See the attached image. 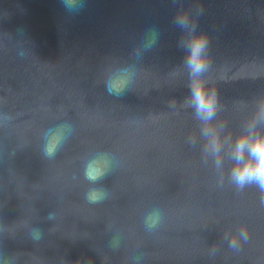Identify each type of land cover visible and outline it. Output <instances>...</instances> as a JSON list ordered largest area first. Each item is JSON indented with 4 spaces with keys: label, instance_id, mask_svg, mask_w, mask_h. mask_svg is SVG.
<instances>
[{
    "label": "water",
    "instance_id": "obj_1",
    "mask_svg": "<svg viewBox=\"0 0 264 264\" xmlns=\"http://www.w3.org/2000/svg\"><path fill=\"white\" fill-rule=\"evenodd\" d=\"M183 4L204 7L198 24L212 42L207 78L220 100L217 122L235 133L264 96V0ZM174 11L172 0H87L73 16L61 0H0V113L12 117L0 127V222L14 232L0 238V252L13 254L15 264H131L141 253L143 264H264L258 190L218 187L186 143L196 130L191 110L169 107L187 94ZM153 24L161 38L132 91L107 95L104 69L126 61ZM65 120L73 136L54 160H44L41 131ZM96 150L121 164L104 181L108 200L91 205L81 164ZM153 207L165 218L149 234L142 217ZM51 211L55 222L46 219ZM28 225L45 232L39 243L28 239ZM240 225L250 239L234 252L224 233ZM115 230L122 235L116 252L108 247Z\"/></svg>",
    "mask_w": 264,
    "mask_h": 264
},
{
    "label": "clouds",
    "instance_id": "obj_2",
    "mask_svg": "<svg viewBox=\"0 0 264 264\" xmlns=\"http://www.w3.org/2000/svg\"><path fill=\"white\" fill-rule=\"evenodd\" d=\"M69 15H78L87 6V0H61ZM174 14L172 26L179 31L177 48L183 52V61L179 66L186 76L187 94L178 101L173 97L169 107H181L191 110L196 130L187 137L190 150L198 151L200 163L210 169L217 180V186L230 184L238 193L246 188L255 187L259 192V205L264 208V96L255 98L251 110L242 121L237 132H225V125L217 122L221 109L219 96L209 86L207 78L212 67L211 37L199 29V18L204 7L197 4L195 10L186 8L183 0H172ZM161 30L157 25L147 26L128 53V59L115 62L104 69L103 86L107 95L119 99L132 91L145 55L152 52L159 44ZM20 58L24 51L17 52ZM12 117L0 113V127L7 125ZM75 132L74 125L65 120L47 127L40 134V155L44 160H54ZM120 160L108 150H96L82 159L81 175L89 187L84 193L88 204L99 205L109 198L105 179L120 167ZM164 211L153 207L142 217L146 233L158 231L164 223ZM46 219L55 222L56 211L48 213ZM110 231H112L110 229ZM14 235L12 224L0 222V238L8 239ZM45 232L33 225L27 226V237L33 243H39ZM224 239L228 248L239 252L242 244L250 239L246 225L238 226L234 232H225ZM122 235L115 230L108 242V247L116 252L121 249ZM215 245L210 255L215 256ZM144 254L133 256L131 264H143ZM0 264H15L13 254L0 252Z\"/></svg>",
    "mask_w": 264,
    "mask_h": 264
}]
</instances>
